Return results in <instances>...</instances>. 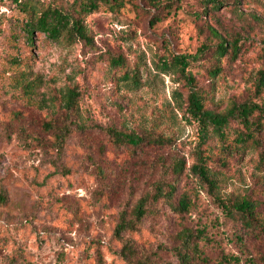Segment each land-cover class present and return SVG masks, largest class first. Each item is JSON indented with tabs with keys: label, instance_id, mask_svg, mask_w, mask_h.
<instances>
[{
	"label": "rangeland",
	"instance_id": "374dc122",
	"mask_svg": "<svg viewBox=\"0 0 264 264\" xmlns=\"http://www.w3.org/2000/svg\"><path fill=\"white\" fill-rule=\"evenodd\" d=\"M45 1L68 8L80 3ZM223 1L214 9L205 0H173L152 23L156 9L131 0L115 12L85 17L93 45H68L37 30L31 40L16 2L0 0V193L7 198L0 201V264H132L136 255L151 264H182L173 247L185 228L209 236L198 240L202 258L195 264H264L262 148L235 150V134L246 131L238 118L225 128L227 142L212 132L204 136L172 98L178 91L186 99V78H192L216 112L234 103H264V90L257 89L264 70V0ZM220 36L237 43L235 58L213 56ZM119 55L125 65L113 68L111 58ZM176 55L187 61L184 74L175 66L161 69L160 59L171 62ZM214 65L222 70L212 77ZM125 70L138 72L139 87L121 80ZM30 82L33 88L23 89ZM73 88L78 106L69 114L62 103ZM52 120L60 128L72 125L63 148L47 127ZM109 127L174 142L134 151L115 145ZM200 151L219 172L223 199L256 203L255 224L234 220L207 194L188 168ZM174 158L188 164L174 200L187 197L188 210L180 214L159 201L136 232L115 236L121 211L130 213ZM126 243L135 251L132 260L124 254Z\"/></svg>",
	"mask_w": 264,
	"mask_h": 264
},
{
	"label": "trees",
	"instance_id": "16d2710c",
	"mask_svg": "<svg viewBox=\"0 0 264 264\" xmlns=\"http://www.w3.org/2000/svg\"><path fill=\"white\" fill-rule=\"evenodd\" d=\"M17 6L20 8V12L24 15L26 25L24 26L27 34L32 39L35 30L48 34V37L58 41L59 43H66L68 45L76 42L83 44L93 45V36L90 34L88 27L85 23V17L93 12L100 10L115 12L124 6L131 0H80V3L76 8L64 7L60 2L56 3L46 2L45 0H14ZM151 7L156 9V12L151 14V22L155 23L163 16V6L167 3H172L173 0H145ZM209 3V7L217 9L219 5L223 4V0H205ZM170 7V5H167ZM207 8V7H206ZM205 8V9H206ZM209 47L203 48V53L208 50ZM237 43H228L226 39L220 36L218 43L212 51L213 56L217 59L224 57L228 54L229 57L235 58L238 54ZM161 69L169 70L171 66H175L178 72L184 74L187 66V61L182 56H174L171 62L168 60H161ZM111 65L113 68L121 67L125 65V59L121 55L113 56L111 58ZM158 66V64H157ZM222 68L219 65L212 67L211 75L215 77L221 72ZM125 82H130L136 86H140L141 82L136 70H125L120 76ZM186 78V77H185ZM190 83V90L187 98L181 92L174 91L173 102L176 109L182 111L184 116L189 119H194L199 123V127L202 130L204 136H208L210 132L214 133L221 143L226 139L225 128L229 124L232 118H238L240 122L246 128V131H239L235 134V150L243 152L245 149H261V156L259 164L264 165V150H263V131H264V103H244L238 105L237 103L224 112H216L213 109H209L206 106L207 95L201 89L195 86V83H191L192 78H186ZM32 82L24 85L23 89L33 88ZM259 91L264 90V70L259 74V81L257 85ZM78 95L76 89H70L65 97H63L62 107L67 113H73L78 106ZM31 100L30 98H28ZM258 112V117L253 118L254 114ZM47 127L54 130V141L59 148H63L64 142L68 134L72 132V125L70 123L64 124L60 128L55 120L49 121ZM107 133L111 137L112 141L117 146H126L137 151L139 148L145 146H164L166 144L174 142L171 136L166 137L159 133H144L139 134L135 130L128 128L117 129L114 127L106 128ZM227 146V145H225ZM226 148V147H225ZM227 149V148H226ZM161 164H165L164 159H161ZM163 166V165H162ZM165 166V165H164ZM188 167L185 159L174 158L173 162L169 164L160 174V177L154 181L150 191L143 194L135 202L133 209L130 213L125 210L121 211L120 220L115 227L114 234L120 237L124 232H136L145 216L152 210V205L157 204L159 201L165 202L173 211L183 214L189 208V200L187 197L182 196L179 203H175V194L179 177L183 171ZM190 171L196 176L199 182L207 194L216 203L223 208V210L234 220L245 223L249 226L257 222L256 208L257 205L249 198L243 197L236 199L233 202H228L222 198L219 193V172L214 170L207 162V157H204L201 153H197L193 163L188 167ZM174 176L170 179L168 175ZM5 192L0 193V201H6ZM202 238L204 240L209 239L206 230L202 229L197 232L190 228H185L179 234V245L173 247L175 255L178 257L182 264H195V262L201 257L202 250L199 248L198 240ZM126 259L132 260L135 256V251L130 243L124 245ZM124 250V249H123ZM236 260V258H234ZM132 264H151L148 258H140L137 255L133 258Z\"/></svg>",
	"mask_w": 264,
	"mask_h": 264
}]
</instances>
